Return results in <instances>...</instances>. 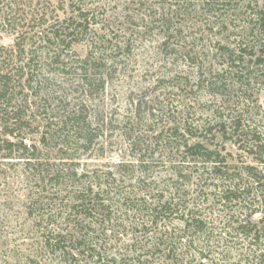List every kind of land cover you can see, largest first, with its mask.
I'll return each instance as SVG.
<instances>
[{
    "label": "rangeland",
    "instance_id": "obj_1",
    "mask_svg": "<svg viewBox=\"0 0 264 264\" xmlns=\"http://www.w3.org/2000/svg\"><path fill=\"white\" fill-rule=\"evenodd\" d=\"M28 50L36 67L21 78ZM11 71L0 82V264H62L43 227L82 229L70 206L91 189L120 227L82 231L127 256L147 219L122 199L144 208L179 193L185 213L218 225L211 199L229 184L204 167L220 161L256 190L240 172L252 165L264 183V154L252 151L255 137L264 144V0H0V79ZM209 236L173 235L186 256L216 255L211 242L198 248Z\"/></svg>",
    "mask_w": 264,
    "mask_h": 264
},
{
    "label": "trees",
    "instance_id": "obj_2",
    "mask_svg": "<svg viewBox=\"0 0 264 264\" xmlns=\"http://www.w3.org/2000/svg\"><path fill=\"white\" fill-rule=\"evenodd\" d=\"M70 28L71 26H68V30ZM69 34L68 36L67 34L59 35L55 32L52 36L63 43L69 37ZM74 34L75 29L72 30V35ZM23 45H20V48ZM23 50L25 51L24 48ZM29 51H26V53L29 54ZM35 53L36 51H30L31 56H28L27 63L17 66L20 72L29 71L36 67L33 65L37 58ZM13 74V71H11L6 75H2L0 82L4 84L3 88L7 85V81H11ZM23 74L25 73L22 72L20 74L21 78H24ZM29 80L30 78H28ZM255 138L257 141H255L256 145L253 146L252 151L256 148V153L264 154V144H260L261 139L259 137ZM8 143L11 147L16 145L12 141ZM200 144H195L191 149L203 147ZM24 148L28 150L25 144ZM209 153L215 155L214 151ZM210 160L212 161V157H210ZM231 168L233 167L223 166L220 161H212L202 171L206 173L207 170V173L211 174L210 178L228 182L229 184L226 187L224 185L223 189L214 193V199H211L215 205H219L222 208L219 209L221 221L218 225L214 224V220H209L204 213L194 211L185 213L184 209L181 208L180 197L183 195H179V193L178 197H168L163 194L157 202L144 208H135L134 205H131L129 199H122L124 201L123 205L130 211L134 210V212L139 213L136 215L142 216L143 220L147 219L142 223H136L135 226L137 229L142 227L140 232H144V235L138 236L134 232L135 237H132L131 241L127 243L128 247H131V254L127 256L125 254L107 255L102 253V245L92 239L90 232H83L82 230L84 227L100 226L112 222L110 231L113 233L116 227H120L118 221H120L121 217L113 219L112 215L117 211V209L113 208V202L106 201L104 193L91 189L89 192L77 194L74 197L73 205L70 206L81 214L80 216L83 219L80 220L79 226L82 229L76 228L74 231L68 230L65 233L63 230H49L48 227H43L45 246L59 254L62 264H264V183L261 184L262 178L255 173L258 168L249 165L244 167L243 171L240 170V172L241 174L245 172L250 179H253L255 183L257 182L259 187L256 190L242 187L240 182L243 178L240 175L235 176L233 175L234 173H231L233 176H223L226 172L230 174ZM236 171L234 170L233 172ZM178 174L182 179L183 174ZM199 178L201 180L207 179L205 174H202ZM103 192L106 191L103 190ZM209 213L212 212L209 211ZM257 214H260L261 217L256 220L254 216ZM173 215H175V219L177 218L183 224V228L180 227L182 226L180 223L172 228L166 223L160 225L161 221ZM148 226L152 228V231L147 229ZM182 230H189L206 238L209 235V237L212 236L206 244L202 243L201 248H198L202 251L206 250L211 242L210 248L216 251H214L216 255L202 253L186 256L181 251L183 244L180 239L182 238L173 237V235L179 234ZM215 233L216 236H214ZM190 242L189 246H192L191 244H194V241L191 240Z\"/></svg>",
    "mask_w": 264,
    "mask_h": 264
}]
</instances>
